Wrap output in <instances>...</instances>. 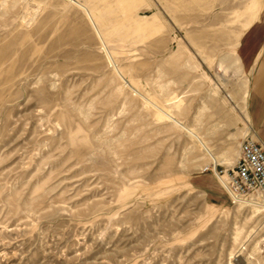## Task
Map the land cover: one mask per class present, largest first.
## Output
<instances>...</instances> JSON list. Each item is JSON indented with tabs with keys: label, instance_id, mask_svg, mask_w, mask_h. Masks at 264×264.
<instances>
[{
	"label": "rangeland",
	"instance_id": "1",
	"mask_svg": "<svg viewBox=\"0 0 264 264\" xmlns=\"http://www.w3.org/2000/svg\"><path fill=\"white\" fill-rule=\"evenodd\" d=\"M78 1L0 0V264H264L216 174L264 0Z\"/></svg>",
	"mask_w": 264,
	"mask_h": 264
},
{
	"label": "crops",
	"instance_id": "2",
	"mask_svg": "<svg viewBox=\"0 0 264 264\" xmlns=\"http://www.w3.org/2000/svg\"><path fill=\"white\" fill-rule=\"evenodd\" d=\"M67 1L82 10L92 6L88 1V7L78 0ZM88 13L92 17L90 12ZM95 22L96 20H89V23ZM238 56L242 62L243 71L247 74V97L245 101L247 120L245 138H254L264 146V10L261 12L258 20L245 32ZM240 110L239 116L243 123V114Z\"/></svg>",
	"mask_w": 264,
	"mask_h": 264
},
{
	"label": "built area",
	"instance_id": "3",
	"mask_svg": "<svg viewBox=\"0 0 264 264\" xmlns=\"http://www.w3.org/2000/svg\"><path fill=\"white\" fill-rule=\"evenodd\" d=\"M217 174L223 178L221 186L232 205L254 198L264 202V146L254 138L243 139L234 165L222 168ZM260 252L264 259V231L260 239Z\"/></svg>",
	"mask_w": 264,
	"mask_h": 264
},
{
	"label": "bare ground",
	"instance_id": "4",
	"mask_svg": "<svg viewBox=\"0 0 264 264\" xmlns=\"http://www.w3.org/2000/svg\"><path fill=\"white\" fill-rule=\"evenodd\" d=\"M229 165H231V164H229ZM229 165H225L224 166V168H228V166ZM231 166H233V164L231 165ZM230 166V167H231ZM216 174H217V171H216ZM217 179H218V181L220 182V184H222V182H223V178H221L218 174H217ZM241 202H243V205H248V206H251V204H253V205H256V207H257V209L260 207L259 206V202H263L261 199H259V198H254V199H250V200H242ZM241 202L238 204V205H240L241 204ZM264 203V202H263ZM258 204V205H257ZM255 207V208H256Z\"/></svg>",
	"mask_w": 264,
	"mask_h": 264
}]
</instances>
